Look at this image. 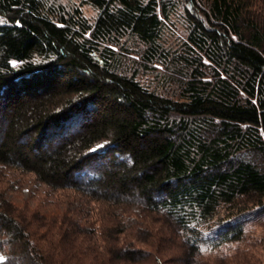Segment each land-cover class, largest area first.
<instances>
[{"label": "trees", "instance_id": "obj_1", "mask_svg": "<svg viewBox=\"0 0 264 264\" xmlns=\"http://www.w3.org/2000/svg\"><path fill=\"white\" fill-rule=\"evenodd\" d=\"M255 3L0 0V178L19 170L117 212L165 217L183 240L179 264L245 242L241 223L264 214V25ZM179 12L186 31L174 48L164 35ZM31 236L1 208L0 264H55ZM119 251L127 263L145 257Z\"/></svg>", "mask_w": 264, "mask_h": 264}, {"label": "rangeland", "instance_id": "obj_2", "mask_svg": "<svg viewBox=\"0 0 264 264\" xmlns=\"http://www.w3.org/2000/svg\"><path fill=\"white\" fill-rule=\"evenodd\" d=\"M83 11L90 19L96 17L89 6ZM251 11L264 25V0H256ZM185 31L186 23L179 12L171 17L164 37L177 48ZM1 174L0 203L5 200L7 204L1 208L26 223L33 247L55 264H179L183 240L173 239L165 217L139 212L142 208L136 206L125 209V214L117 212L105 203L87 202L71 191H52L34 175L19 170L3 169ZM128 219L136 224L123 226ZM86 223L87 232L81 228ZM241 224L247 229L245 242L216 250L203 248V256L195 264H264V214L258 212ZM207 237L204 245L217 240L215 235ZM122 247L144 252L145 257L138 259L141 254H137L136 260L123 262L119 260Z\"/></svg>", "mask_w": 264, "mask_h": 264}, {"label": "snow or ice", "instance_id": "obj_3", "mask_svg": "<svg viewBox=\"0 0 264 264\" xmlns=\"http://www.w3.org/2000/svg\"><path fill=\"white\" fill-rule=\"evenodd\" d=\"M3 260H4V257L0 256V262H3Z\"/></svg>", "mask_w": 264, "mask_h": 264}]
</instances>
